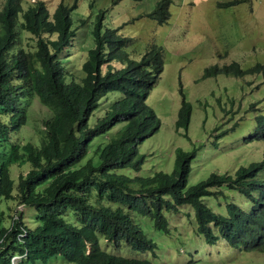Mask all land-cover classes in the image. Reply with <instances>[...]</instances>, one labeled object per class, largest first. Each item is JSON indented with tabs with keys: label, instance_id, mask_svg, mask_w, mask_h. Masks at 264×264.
<instances>
[{
	"label": "trees",
	"instance_id": "trees-1",
	"mask_svg": "<svg viewBox=\"0 0 264 264\" xmlns=\"http://www.w3.org/2000/svg\"><path fill=\"white\" fill-rule=\"evenodd\" d=\"M169 3L158 0L150 15L164 22ZM69 10L61 0L51 12L44 0L25 6L22 0H3L0 7V115L6 116L0 120V201L13 198L35 211L31 227L20 213L10 216L9 225L4 226L0 209V264H9L12 251H25L24 259L42 263L60 255L75 264H150L147 258L108 252L98 238L114 246L124 243L134 251H153L154 242L134 223L132 213L149 217L155 228L167 231L163 211L177 212L182 205L192 208L196 230L205 242L220 237L232 247L264 251V180L255 178L264 167V152L258 162L239 165L231 172L210 171L187 184L194 151L176 147L170 171L137 174L144 159L138 144L159 126L145 98L163 69L162 48L150 44L138 59L131 57L126 51L131 37L118 33V27L102 28L100 13L91 28L93 45L86 49L84 59L83 54L70 59L74 31ZM23 31L33 36V45H22ZM72 64L78 66L77 71ZM260 67L253 64L242 70L231 61L206 66L201 76L236 75ZM111 90L129 96L130 101L122 110L117 100L110 101L97 116ZM179 93L174 127L186 129L191 105L181 88ZM33 98L50 111L42 120L46 141L35 146L6 143L9 130H18L26 122ZM255 118V127L244 140L264 136V114ZM117 123L121 125L93 149L98 162L87 158L77 165L92 139L109 134ZM24 161L28 168L16 174L13 192L9 164ZM122 167L133 170V175L116 172ZM221 186L243 193L248 208L227 200L225 214L212 210L204 197L220 194Z\"/></svg>",
	"mask_w": 264,
	"mask_h": 264
},
{
	"label": "rangeland",
	"instance_id": "rangeland-1",
	"mask_svg": "<svg viewBox=\"0 0 264 264\" xmlns=\"http://www.w3.org/2000/svg\"><path fill=\"white\" fill-rule=\"evenodd\" d=\"M32 1L22 0V6ZM44 1L51 12L59 0ZM73 1L62 0L70 9V28L74 31L70 59L74 54L77 57L83 54L81 61L84 59L86 49L93 45L91 28L100 13L103 14L102 28L118 27V33L131 37L126 46L131 57L138 59L150 44L162 48L163 69L145 98L158 116L159 126L138 144V152L144 155V159L137 174L170 171L176 147L194 151L187 184L204 178L210 171L231 172L239 165L261 158L264 136L246 141L243 138L256 123L255 115L264 114V0H169V16L164 22H158L150 15L158 0H76L75 7H72ZM2 3L0 0V7ZM28 33L23 31L22 45L25 47L33 45V36ZM231 61L237 62L242 70L253 64L262 67L236 75L201 76L206 66H221ZM72 67L77 71L78 66L72 64ZM104 68L102 65V70ZM179 88L191 105L186 129L174 127L180 102ZM114 100H117L118 110H122L130 97L118 90L107 92L106 100L100 104L102 109L96 115H102L103 109ZM27 116L18 130H9L6 143L44 144L42 120L50 116V111L33 98ZM92 117L88 119L89 125L94 121ZM5 119V115H0V120ZM120 125L113 126L109 134L96 135L77 165L87 158L96 164L98 157L93 153L94 147L104 142ZM27 168V161L20 165L9 164L13 192L16 174ZM116 172L127 176L134 173L127 167L117 168ZM256 177L264 179V168ZM220 189V194L204 197L212 210L225 214L227 200L243 209L248 208L249 200L243 193L224 186ZM16 203L13 198L1 199V224L8 226L10 216L19 214L15 209L21 210L22 207V220L33 226V207ZM163 213L167 219V231L155 228L149 217L132 213L134 223L154 242L153 251H134L124 243L114 246L102 237L98 238L100 247L124 257L147 258L150 264H264V251L232 247L220 237L213 243L205 242L196 230L189 205L180 206L178 212L165 210ZM18 264L75 263L53 255L46 263L36 258H23Z\"/></svg>",
	"mask_w": 264,
	"mask_h": 264
},
{
	"label": "clouds",
	"instance_id": "clouds-1",
	"mask_svg": "<svg viewBox=\"0 0 264 264\" xmlns=\"http://www.w3.org/2000/svg\"><path fill=\"white\" fill-rule=\"evenodd\" d=\"M33 1H34V0H33ZM33 1H32V2H33ZM59 1H60V0H59ZM61 1H62V0H61ZM32 2H31V3H32ZM74 2H75V5H76V0H74L73 3H74ZM62 3H63V2H62ZM73 3H72V4H73ZM72 4H71V6H72ZM74 7H75V6H74ZM151 12H152V11H151ZM95 19H96V18H95ZM94 22H95V20H94ZM94 22H93V23H94ZM101 23H102V22H101ZM92 26H93V25H92ZM110 63H112V62H110ZM102 65H105V68H106V63H105V64H102ZM111 65H113V64H111ZM114 66H115L116 68H121L122 64H115ZM105 68H104L103 70H105ZM101 69H102V66H101ZM217 74H218V73H217ZM150 89H151V88H150ZM252 105H253V104H252ZM254 127H255V126L253 125V128H254ZM253 128L250 130V132L253 130ZM250 132H249V133H250ZM249 133H248V134H249ZM248 134H247V135H248ZM247 135H246V136H247ZM246 136H245V137H246ZM245 137H244V138H245ZM244 138H243V139H244ZM7 139H8V137H7ZM244 141H246V140H244ZM10 142H11V141H10ZM263 152H264V150L262 151L261 158H260L259 160H254V161H257V162L260 161V160L262 159ZM263 168H264V167H263ZM263 168H262V169H263ZM189 169H190V168H189ZM232 171H233V170H232ZM259 171H260V170H259ZM256 174H257V173H256ZM256 174H255V178H256V179H260V178H257V177H256ZM260 180H264V179H260ZM17 204H22V203H21V202H17L16 205H17ZM240 208H241V207H240ZM242 209H243V208H242ZM21 210H22V207H21ZM21 210L15 209V213H16V212H17V213H20ZM179 210H180V207H179ZM179 210H178V211H179ZM178 211H177V212H178ZM16 215H17V214H16ZM11 217H12V216H11ZM15 217H16V216H15ZM12 218H13V217H12ZM10 220H11V219H10ZM23 234H24V231L19 232V233L17 234V237H20V236H22ZM225 242H226V241H225ZM226 243H227V242H226ZM228 245H229V244H228ZM236 248H238V247H236ZM239 248H240V247H239ZM241 249H242V248H241ZM22 253L24 254L23 256H21ZM22 253H21V252H17V251H12V252H10V255H9V264H10V257H11L12 255H20L21 257H20V258L18 259V261H17V264H18L19 261L22 260V259L25 257V251L22 252ZM22 257H23V258H22Z\"/></svg>",
	"mask_w": 264,
	"mask_h": 264
},
{
	"label": "built area",
	"instance_id": "built-area-1",
	"mask_svg": "<svg viewBox=\"0 0 264 264\" xmlns=\"http://www.w3.org/2000/svg\"><path fill=\"white\" fill-rule=\"evenodd\" d=\"M24 254L22 253L21 256ZM20 255H12L10 257V264H17L18 259L21 257Z\"/></svg>",
	"mask_w": 264,
	"mask_h": 264
}]
</instances>
